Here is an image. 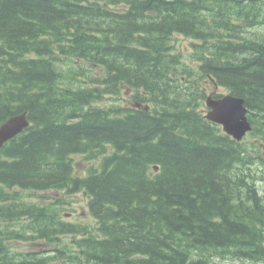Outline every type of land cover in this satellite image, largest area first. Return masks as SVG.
<instances>
[{
    "label": "trees",
    "instance_id": "trees-1",
    "mask_svg": "<svg viewBox=\"0 0 264 264\" xmlns=\"http://www.w3.org/2000/svg\"><path fill=\"white\" fill-rule=\"evenodd\" d=\"M211 80L245 100L243 141L206 119ZM22 114L0 264L264 262V0H0V127ZM56 191L94 221L66 220Z\"/></svg>",
    "mask_w": 264,
    "mask_h": 264
},
{
    "label": "water",
    "instance_id": "water-1",
    "mask_svg": "<svg viewBox=\"0 0 264 264\" xmlns=\"http://www.w3.org/2000/svg\"><path fill=\"white\" fill-rule=\"evenodd\" d=\"M218 87L214 86L216 90ZM215 93H211L207 98L206 106L208 112L206 118L220 125L223 131L240 142L252 131V124L248 119L249 110L244 99L232 94L214 98ZM137 107H139L137 105ZM149 108L146 107V110ZM30 126L26 114L18 115L0 127V149L11 139L21 134Z\"/></svg>",
    "mask_w": 264,
    "mask_h": 264
},
{
    "label": "rangeland",
    "instance_id": "rangeland-1",
    "mask_svg": "<svg viewBox=\"0 0 264 264\" xmlns=\"http://www.w3.org/2000/svg\"><path fill=\"white\" fill-rule=\"evenodd\" d=\"M191 43V39L185 38L183 36H177L175 38V44L180 50L188 51V47ZM211 89L208 90L210 92ZM218 93L220 94H227V92L224 89H219ZM129 95H127L125 98H128ZM112 101H107L105 103L106 106H109L112 104ZM122 103L124 104V100H122ZM127 105V103L125 102ZM124 104V105H125ZM74 163L76 165V171L78 175H85L88 168L92 165L97 166L98 163L94 162H89L86 161L83 156H74ZM259 175L261 177V180L259 182V187L260 191L264 194V169L260 167L258 169ZM43 196L47 197L48 201H52L51 199L56 196L59 200L64 202V206L67 209L66 211L63 212L64 215H71L73 216L71 218H66V220H69L70 222L74 223H91L94 221V219L90 216L88 213V199L85 197V195L80 194V195H74V196H67L63 194L62 192L56 191L50 192L47 194H44ZM50 197V198H49ZM41 197L37 198L34 197L33 200L38 201ZM16 243V244H15ZM15 248H18V250L21 251H34V252H41L45 247H42V244L40 243H34L30 244L28 242H20L19 244L15 242ZM221 264H264V262H255V261H246V262H241V261H236L232 259H221L219 260Z\"/></svg>",
    "mask_w": 264,
    "mask_h": 264
},
{
    "label": "bare ground",
    "instance_id": "bare-ground-1",
    "mask_svg": "<svg viewBox=\"0 0 264 264\" xmlns=\"http://www.w3.org/2000/svg\"><path fill=\"white\" fill-rule=\"evenodd\" d=\"M44 116H45V115H44ZM27 117H28V116H27ZM28 120H29V119H28ZM29 122H30V121H29ZM5 123H6V122H5ZM5 123H4V124H5ZM13 139H14V138H13ZM10 141H11V140H10ZM6 144H7V143H6ZM3 147H4V146H3ZM3 147H2V148H3ZM2 148H1V149H2ZM1 149H0V150H1ZM156 169H157V168H156Z\"/></svg>",
    "mask_w": 264,
    "mask_h": 264
}]
</instances>
